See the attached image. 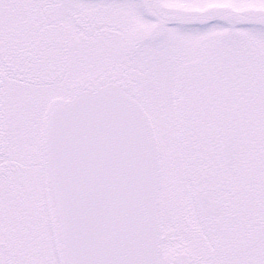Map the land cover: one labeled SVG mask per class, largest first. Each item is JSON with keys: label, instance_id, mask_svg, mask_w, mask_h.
Wrapping results in <instances>:
<instances>
[{"label": "snow or ice", "instance_id": "obj_1", "mask_svg": "<svg viewBox=\"0 0 264 264\" xmlns=\"http://www.w3.org/2000/svg\"><path fill=\"white\" fill-rule=\"evenodd\" d=\"M0 264H264V0H0Z\"/></svg>", "mask_w": 264, "mask_h": 264}]
</instances>
